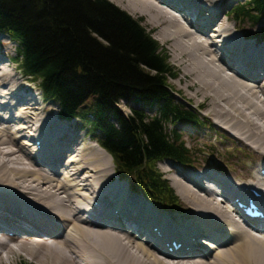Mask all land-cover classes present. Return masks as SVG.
I'll return each instance as SVG.
<instances>
[{"label":"bare ground","instance_id":"bare-ground-1","mask_svg":"<svg viewBox=\"0 0 264 264\" xmlns=\"http://www.w3.org/2000/svg\"><path fill=\"white\" fill-rule=\"evenodd\" d=\"M111 1L127 9L131 15L148 16V22L158 23L160 33L173 30L174 33L167 39L174 40L176 46L185 49L193 66L191 70L201 78L203 88L216 95L212 104L218 106L222 101L228 105V111L239 118H231L236 128L231 130L233 127L229 123L220 122L209 114V110L208 116L218 126H224L235 134L242 145L258 154L257 160L264 159V105H255L259 98L254 92L257 88L264 90V47H257L255 41L240 43L239 36L233 32L237 26L229 25L227 14L223 15V19L217 18L223 1ZM189 1L193 2L196 11L200 10L204 23L201 24L199 15L195 20L185 17L189 16L187 13L183 15L182 7L187 6ZM209 47H214V51ZM236 51H240L243 57L236 56ZM0 61L11 64L10 60L2 57ZM17 79L20 82L10 90L16 88V92L10 94L17 100L14 111L18 112V107L22 105L27 107L17 118H10L1 113L9 105L0 100V119L3 123L0 145L7 144L9 139L14 141L18 157L29 161L31 167H25L27 161L20 163L11 158L15 152L7 153L0 149V188L16 194L13 196L0 190V239L9 246L15 244L12 247L15 249L10 247L13 253L27 254L42 264H203L198 262L203 260L209 261L205 264H264V239L252 234L264 236V220L251 218L239 221L235 218L240 217L236 209L224 203V200L236 198L247 200L249 196L246 192H250V188L261 193L263 199L264 172L261 174V171L264 165L261 164L259 170L248 169L244 174H232L235 183L209 170L189 176L165 169L164 173L179 177L170 179L176 195L178 192L179 197L192 196L190 202L200 207L192 214L191 208L189 211L180 197V205L181 201L185 203L182 209L186 212L180 214L178 220L173 217L165 219L148 200L133 193L125 181L118 182L111 157L104 150L96 144L84 145L83 134L74 133L72 127L59 122L57 116L52 119V112L43 103H38L28 86L20 78ZM14 122L15 127L12 126ZM25 139L31 140L32 145ZM77 141L83 148L90 149L87 153L80 151L83 161L67 153V149H71ZM30 149L35 153L30 154ZM100 157L105 164L98 173L100 163L97 166V159ZM63 162L66 163L63 165ZM37 169L42 170V175ZM104 173L111 176L100 179ZM246 182L253 183L248 190L243 185ZM217 185L220 186L218 193L222 199L215 192L214 186ZM199 193H205L209 198ZM25 194L30 196L29 200L23 198L17 201V196L25 197ZM107 196L110 198L105 200ZM215 199L226 207L218 208ZM254 201L257 206L264 205L259 198ZM58 203L64 204L65 209L57 208ZM201 207H209V211L216 216ZM86 212L89 217H82ZM198 238H201L200 241ZM49 240L55 242L41 243ZM173 243L180 247L174 249ZM198 244L206 249L201 251ZM6 247L0 242V248Z\"/></svg>","mask_w":264,"mask_h":264},{"label":"trees","instance_id":"trees-1","mask_svg":"<svg viewBox=\"0 0 264 264\" xmlns=\"http://www.w3.org/2000/svg\"><path fill=\"white\" fill-rule=\"evenodd\" d=\"M233 14L253 28L264 22V0ZM0 33L18 44L22 74L58 105L61 118L88 128L120 177L157 205L176 207L157 164L193 162L168 127L199 119L175 99L170 80L178 72L141 21L105 0H0ZM122 101L135 106L131 116L118 110Z\"/></svg>","mask_w":264,"mask_h":264},{"label":"rangeland","instance_id":"rangeland-1","mask_svg":"<svg viewBox=\"0 0 264 264\" xmlns=\"http://www.w3.org/2000/svg\"><path fill=\"white\" fill-rule=\"evenodd\" d=\"M105 1L109 2L113 6L117 7L119 10L128 14L134 20L141 21L142 26L147 30V32L152 33L154 40L158 42V44L160 45V47L163 50L167 51V54L170 58L169 62L171 64V66H173L179 72L178 79L175 81H172L170 83L172 89L177 94V98H179L185 106L189 105L195 110L199 109L201 107L203 108V111H202L203 112L202 113L203 126H200V130L196 131L195 129H192L189 126H179L178 127V129H180L184 133L187 145L189 147L190 146L193 147V151H195V153H199V155L197 156V157L201 158L200 160L198 159L200 161L199 165L201 164L202 167L205 166L206 169L209 168L208 170L213 172L212 170H213V168L215 169V167H214L215 164H221L220 162H225V158L227 156L226 152H229V153H231V161L228 163L229 164L228 166H226V167L224 166V168L221 169L222 174H220L219 177H221L222 179H226L227 181L234 183L235 181L231 177L232 174H237V175L244 174L248 169L249 170H251V169L252 170L258 169L259 170L260 165L261 164L264 165V159L257 160L258 154H255L246 145H242L238 140H235L232 138L230 139V135H228L226 133H222V131L216 127V125H215L216 123L214 122V119L212 117L208 116V110H209V114H213V116H215V118H217L220 122L224 121L226 124L229 123V125H231L232 127L233 126L235 127V125H233L231 123V118H234L235 120H238V118H239V116L234 115V113L232 111L231 112L228 111V108H229L228 105L223 103L222 101L219 102L218 106H215L214 104H212L213 102H215L214 100L216 99V95H215V93L210 92V91L203 88L201 78H199V76L196 75V72H193L191 70V68L193 66H192L191 60L189 59L187 54L184 52L185 49L182 50V48H179L178 46H176L174 40H170V38L167 39L170 35H172L174 33L173 30H168L164 33H160V27H158V23L157 22H148V20H147L148 16H143L141 14L131 15V13L127 9H124L122 6H119L118 4L112 2L111 0H105ZM221 1H223V0H221ZM248 1L249 0H238L235 2V1L231 0V2H230V1L225 0V2H222L223 5H220L222 7H221V11L217 15V18L221 17V19H223V17H224L223 15L225 13L226 14L228 13L227 16L229 19H231L229 25H232V26L236 25L238 27V30H241V31L244 30L243 31L244 33L245 32L251 33V34L260 33L264 29V23H261L259 26H255V28H251L247 23L243 24V23L235 22L233 20V18L230 17V12H231V9L233 6H235L236 4H241V3L248 2ZM217 2H220V0H217ZM206 10H208V9H206ZM179 22L183 23L182 21H179ZM165 23L168 24L167 22H165ZM183 24H184V26L187 27V25L185 23H183ZM209 32H210V29H209ZM211 33H212V31H211ZM184 40H185V42L188 41L186 38ZM213 40L216 41L215 38H212V41ZM209 41H211V39H209ZM216 46L217 45H215L214 47H216ZM214 47L213 48L209 47V49L211 51H214L213 50ZM257 47H264V43H261L259 41V44H257ZM15 48H16V45L13 44L12 42H10L6 36L0 35V57L4 58L6 60L12 61L13 58L16 56L15 55ZM205 58L207 60H209L208 57L205 56ZM7 63H8V61H0V100H2L3 103H6L9 105L8 107L4 108L5 110L1 113L2 114L4 113L3 114L4 116L10 117V118H17L18 115L24 110L23 108H25L27 106L22 105V106L18 107L19 108L18 112H15L16 110L14 109V104L17 102V100L14 99L13 97H10V94H12V92H16V88H15V90H13L11 92H10V90L12 88H14L15 86H17V83L20 82V80L17 78H21L22 74L18 70V67L15 63H13V64H10V63L7 64ZM216 64H218V63H216ZM7 65H8V67H7ZM30 82L32 83V81H30ZM34 90L36 91L37 95L40 96L38 93V86L36 84H34ZM256 91H257V93H256ZM8 92H9V94H8ZM254 92H255V95H257L259 98V102L257 101L255 103V105H258L259 107L261 105L263 106L264 105V90H260L257 88ZM22 95H24V94L22 93ZM202 102H204V103H202ZM44 107L46 109H48L50 112H52L51 113L52 119L58 114V107L56 104L50 102L48 104H45ZM263 108H264V106H263ZM120 109L125 114L129 115V111H128L129 108L127 106L121 105ZM227 112H228V114H227ZM249 112L252 113L251 108L249 109ZM206 120L211 121L210 126H208L209 124H207L205 122ZM259 123L262 124V121H259ZM2 125H3V123L1 122V119H0V128H2ZM12 126L15 127L16 123L14 122ZM69 126L72 127L74 133L83 134L84 145L94 144L93 139L88 137V134L90 133V132H88V129H86L84 126H82L79 122H72L69 124ZM234 127L231 128V130L236 129ZM29 130H31V128H29ZM246 130H248V129H246ZM216 131H219L220 133L216 132ZM5 134L8 136L7 131L5 132ZM223 137H227V138L223 139ZM25 140H27V139H25ZM25 142L30 144V145H32V143H33V142H31V140H27ZM77 144H78V141L71 149H67V153H70L73 158L83 161V157L81 156L82 154L80 151L87 153L88 151H90V149L83 148L82 146H80L79 144L77 145ZM74 148H76V149L71 153V151ZM0 149L4 152H7V153H10V151H13V152H15V155L11 158L15 159L17 162H20V163L24 161L23 158L18 157V154H19L17 152L18 148L16 147V144L14 141L9 139V142L7 144L0 145ZM32 149H33V147H32ZM32 149L29 150L30 154L35 153L34 151H32ZM202 152H209L210 156H208V157L203 156ZM246 156L248 157V159L244 158ZM207 159L209 161L208 163L206 162ZM97 160H98L97 166H98V163H100V168L97 169V172L99 173L104 168L105 160L102 157L98 158ZM26 161L27 160H25L24 162H26ZM66 161H67V159H66ZM65 163L66 162H63L62 164L64 165ZM32 164L34 165V163H32ZM25 167L31 168L29 165V161H27V165H25ZM158 169L164 175V177L169 181L170 185H171L170 179L173 178L174 176H171L170 174L164 173L165 169H173L175 171H179L180 173L187 174L189 176L198 175V174H201L203 172V170L202 171H196V170H192V169L191 170L181 169L180 167L173 166L171 163H168V162H162L161 164H159ZM37 170L42 175V170L41 169H37ZM114 172H115V169H114ZM213 173H215V172H213ZM110 176H108L106 173H104V175L99 177V178L100 179H103V178L108 179ZM96 177H98V174L96 175ZM174 178H176V177H174ZM177 178L179 179V177H177ZM113 180L116 181L115 179H113ZM118 182H120V181H118ZM253 182L256 183L255 181H253ZM120 184H123V183H120ZM126 184H127V182H126ZM46 187L44 186V188H46ZM0 190L2 191V193H7V194H11L13 196H16L14 191H4V187L0 188ZM19 191H21V190H19ZM201 195L202 194H200V196ZM177 196H178V192H177ZM202 196L207 197L205 195V193ZM17 197H19L17 201H20L23 198L29 200V198H30V196L28 194H25V197L24 196H17ZM180 197L188 206L189 211L191 208L192 214H194L196 212V210L200 209V207L194 206L190 202L192 199V196L184 198L180 195ZM180 197H179V200H180ZM63 198H64V195H62V199ZM109 198H110V196H107V197H105V200H108ZM207 198H209V197H207ZM32 201L35 202L34 200H32ZM183 201H181L182 206L185 205V203ZM214 203L218 208L226 207V206H223V204H221L216 199H215ZM182 206H180V207L182 208ZM228 206H231V205H228ZM57 208L65 209V205L62 203H58ZM202 209L208 211L209 214L216 216L215 213L209 211V207H207V208L203 207ZM157 211L165 217L166 216L168 217V215L172 216L173 219H175V220H178L179 216H180L177 213L173 214V213H165V212H162L159 210H157ZM185 212L186 211H184V213ZM85 215H87V214L83 213V215H81V216H85ZM233 216H234V214H233ZM236 219L239 220L238 217ZM252 234L254 236H257V237L264 239L263 235H258V234H255L253 232H252ZM0 242L4 243L7 246L6 249L0 248V264H42L39 262L38 259H34L33 257H30L27 254L13 253L14 250H10V247H11V249H15V248H12L13 246H15V244L13 246H9V244H6L7 242H5L3 239H0ZM52 242H55V241L49 240L48 242H41V243L51 244ZM96 242H97V240H96ZM28 243H30V242H28ZM199 247H201V246L199 245ZM200 250L204 251V249H202V247ZM15 257H19V259L15 258ZM195 259H197V258H195ZM190 260L192 261L194 259H190ZM196 261H198V259ZM198 262H202L203 264H205L206 262H209V261L203 260V261H198ZM45 264H48V263H45Z\"/></svg>","mask_w":264,"mask_h":264}]
</instances>
